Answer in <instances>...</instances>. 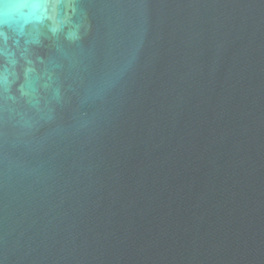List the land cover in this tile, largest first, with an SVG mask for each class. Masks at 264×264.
<instances>
[{
	"label": "water",
	"instance_id": "1",
	"mask_svg": "<svg viewBox=\"0 0 264 264\" xmlns=\"http://www.w3.org/2000/svg\"><path fill=\"white\" fill-rule=\"evenodd\" d=\"M0 264H264V0H0Z\"/></svg>",
	"mask_w": 264,
	"mask_h": 264
}]
</instances>
